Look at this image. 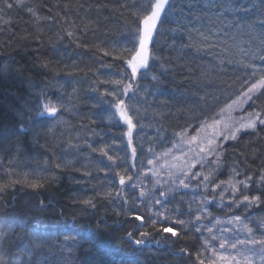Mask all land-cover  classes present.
I'll list each match as a JSON object with an SVG mask.
<instances>
[{
	"label": "trees",
	"instance_id": "1",
	"mask_svg": "<svg viewBox=\"0 0 264 264\" xmlns=\"http://www.w3.org/2000/svg\"><path fill=\"white\" fill-rule=\"evenodd\" d=\"M122 4H128V8ZM64 5L69 7L65 9ZM27 7L36 8L42 17L67 16L75 21L76 27L59 17L56 23L48 20L34 23L25 10ZM135 11L132 0H26L24 8L14 6L2 14L0 64H11L22 71L0 82V121L15 124L16 112L26 102H37V93L41 90L53 101L67 106L55 120L37 117L32 127L41 134L35 140L32 133L20 136L19 151L15 147L7 152L0 149V184L7 185L9 180L56 177L55 183L37 190L17 184L0 194V227L23 222L28 230L39 225L57 242L65 235L78 241L74 246L70 243L63 248L54 247L51 252L36 251L33 264L91 262L99 256L90 242L104 247L106 242L120 239L128 231L137 237L139 221L131 219V212L135 209L146 222L147 213L131 204L129 210L115 196H105L109 189L111 192L119 187V177L111 176L119 173L115 166L129 168L132 146L136 147L137 162L142 160L148 146L158 149L179 144L173 133L181 132L189 124L208 121L232 95L239 97L241 90L264 77L262 0H174V7L164 19L153 48L160 61L151 72L159 75L162 83L154 88L149 76L141 79L137 95L130 94L126 100L139 109L132 144L126 146V126L100 119L108 108L107 101L100 96L107 85L100 82L119 78L115 73L123 69L119 61L104 56L101 49L111 50L124 33L136 26L135 17L130 14ZM4 20L12 23L6 26ZM65 30L74 31L79 39L65 37L57 43V36H62ZM37 35L43 44L34 40ZM49 38L57 43L55 51L48 44ZM42 61L50 62L48 69L40 67ZM160 64L168 70L161 72ZM109 65L111 67H107ZM54 73H59L55 79ZM59 85H63L62 90ZM193 93L205 96L206 101L198 102ZM256 105L264 108V95L256 100ZM192 106L194 111L190 110ZM194 132V128H189L186 134ZM141 145L145 151L141 150ZM101 147H106L108 154L117 158L115 163L92 150ZM224 148L225 166L239 161L240 167L250 168L253 176L264 168V128L242 133L238 141H228ZM181 149L187 154L183 159L192 156L191 146ZM69 162L70 167H66ZM17 164L18 167L14 166ZM56 164L61 168L57 169ZM86 199H92L95 207L83 204ZM41 200L46 208L38 207ZM146 230L151 231L147 223L139 229ZM27 239L26 236L25 241ZM25 241L19 242L21 246ZM182 247L196 252L197 240L185 237L174 245L176 250ZM65 249H71V256ZM148 251L145 249V255H139L132 246L122 242L114 258L118 264L120 261L134 264L137 258L142 264H194L193 260L173 255L168 248L157 257L148 256Z\"/></svg>",
	"mask_w": 264,
	"mask_h": 264
},
{
	"label": "snow or ice",
	"instance_id": "2",
	"mask_svg": "<svg viewBox=\"0 0 264 264\" xmlns=\"http://www.w3.org/2000/svg\"><path fill=\"white\" fill-rule=\"evenodd\" d=\"M25 2L26 0H11V2L2 0V4H0V19H2L5 9L11 10L14 6L24 8ZM54 6L59 7V5ZM121 6L128 8V4H122ZM64 7L67 9L69 5H64ZM173 7L174 0H132V8L136 9V11L130 14L135 17L136 26L124 33L119 44L114 45L111 50L101 49L104 56L119 61L123 65V69L117 70L115 73V77L119 78H110L100 82L107 85L103 92L100 93V96L108 103V108L105 110L106 115L102 114L100 119L109 124L127 127V132L124 133L127 137L126 146L132 144L133 130L139 123V109L130 103H126V100L130 98V94L132 96L137 95L141 87L139 81L147 78L151 74L152 67L160 61V57L155 55L153 48L158 42L159 31L163 21ZM25 10L33 18L34 23H39L41 20L56 23L57 17H59L60 20L69 23L74 29L76 27L75 21L69 20L67 16L60 17L57 14L56 16L42 17L34 7H27ZM47 11L51 12V9H47ZM243 11H250V9H243ZM3 23L8 26L12 21L4 20ZM261 23L264 25V21ZM238 26L244 27V25ZM2 30L0 29V31ZM65 37L72 40L79 39L75 36L74 31L65 30L62 36H57V43ZM34 40L39 44L44 43L39 35L34 37ZM57 43H53L51 38L48 40V44L53 48V51L56 50ZM49 63L42 61L40 67L48 69ZM160 70L164 72L168 69L163 64H160ZM21 71L20 68H16L11 64H0V82H3L14 73L19 74ZM57 75L59 73H54L53 78L55 79ZM151 80L154 88L162 83L159 75L151 74ZM44 83L47 84L48 81L45 80ZM59 87L61 90L63 89V85H59ZM72 95H76L75 87L72 89ZM192 95L198 102L206 101L205 96H197L195 93ZM261 95H264V77L255 79V82L247 86L246 90L241 92L236 100L225 105V108L229 110L235 105L243 114L238 119H232L231 124H224L222 130L214 131L213 135L201 139V133L206 128H214L221 121L213 120L209 124L205 120L197 125L189 124L181 132L173 133L180 143H174L172 149L160 153H157L152 147L146 149L147 154L152 156V159L146 161L147 171L136 172L135 177L116 173L119 177L118 185L121 186V189L126 186L137 192L136 199L139 201L137 207L140 205L149 207L148 221L146 222L145 217L137 214L134 209L131 212V219L139 221L136 229L138 236L134 237L132 231H128L120 239L109 240L104 247L97 246L94 241L90 242L91 246L96 248L99 259L91 262L85 260L83 264H118V261L114 258L115 250L121 248L122 242L132 246L139 255H145V249H148V256L157 257L164 248L172 249V245L166 243L169 238L174 239L176 242L185 239L182 232L187 230L188 225H191V231L200 239V250L191 252L188 248L182 247L173 252V255L186 257L189 260H193L194 264H218V262L219 264H233V262L241 264V261L236 256H225L221 253L230 250L240 252V249L245 248L246 245H259L258 249L249 248L248 250L252 251L253 256L260 259L261 264H264V168H261L258 174L253 176L250 168H241L239 161H233L230 166L228 179H217L224 167V152L226 151L224 144L228 141H238L241 133L248 131L257 132L259 128H264V108L256 105V100ZM37 96V102H26L16 112L17 122L15 124L0 121V149L7 152L15 147L19 151L20 136L32 133L35 140L41 134L32 127L37 117L55 120L59 113L67 110L65 104L53 101L47 92L43 90L39 91ZM29 104H32V106H29ZM244 105L252 107L253 110L247 111ZM225 108L220 110L219 115L223 116ZM190 110L194 111V106ZM189 128H194L196 131V135L190 138L186 136ZM159 132L160 130L157 129L158 138ZM197 141H199L197 150L193 152L190 158L183 159L187 154L182 152L181 145H191ZM173 149L182 152L181 157H173L174 160L183 159L182 164L169 165L167 163L166 158L171 155ZM92 150L99 151L102 156L113 163L117 159L108 154L106 147ZM141 150L145 151L143 145H141ZM240 155L243 156L242 153ZM135 158L136 147L132 146L129 168L133 171L136 169ZM162 160L164 162L160 164V167L165 169L164 174L169 178L163 182L161 181L160 172L153 170L157 163ZM70 165L71 162L65 166L70 167ZM55 167L59 169L61 165L56 164ZM127 171L125 169V172ZM86 175L90 176L91 173H86ZM149 177L155 181L153 188L159 191L158 197L151 194V189L148 192L144 190L143 180ZM55 181L56 177L54 176L49 178L41 177L33 181H28L27 179L24 181L9 180L7 185L0 184V194L8 188H14L17 184L37 190L45 187V184L55 183ZM177 189H190L193 192L203 190L200 193L202 199L196 202L198 206L195 211H193L191 204L187 205L189 215L192 216L191 220H173L166 215L167 209L164 208V205L169 202V194ZM218 189L219 191H217ZM252 191L259 194H246ZM225 194L228 196L227 202L224 200ZM150 195L152 203L159 206L160 211H151V206L148 204ZM105 196L108 198L115 196L125 204L128 203L127 196L124 195L123 191L108 192L105 193ZM214 201L220 207L240 210L242 215H230L226 220L213 216L209 212V205ZM181 202L183 203L184 201L182 200ZM82 203L92 208L95 207L92 199L83 200ZM38 207L43 209L47 205L41 200L38 203ZM257 213H260V215H257ZM25 218L28 219L27 214H25ZM146 223L151 231H139L140 228L145 227ZM174 226H180L182 231H176ZM17 228L20 231H17ZM241 232L247 236V240L237 238ZM153 233L159 235L161 239L150 240L149 238ZM257 234L259 238H255ZM26 236L28 237L27 241H25ZM20 241H25L22 246L19 243ZM70 243L74 246L78 241L75 237L65 235L62 241L57 242L47 232L42 230L39 225L28 230L23 222L20 225L5 224L0 227V264H33V255L36 251L43 249L51 252L54 247L63 248V246ZM152 249L156 251H152ZM65 251L71 256V249H65ZM205 253H208V255H205ZM110 256L113 258L106 259V257ZM253 256H243L244 264H253ZM119 264H129V262L120 261ZM134 264H142V262L137 258Z\"/></svg>",
	"mask_w": 264,
	"mask_h": 264
},
{
	"label": "rangeland",
	"instance_id": "3",
	"mask_svg": "<svg viewBox=\"0 0 264 264\" xmlns=\"http://www.w3.org/2000/svg\"><path fill=\"white\" fill-rule=\"evenodd\" d=\"M232 96H231V101L236 100L237 97H238V96H235L234 97V95H232ZM231 101L228 99V101L226 103H224L222 106H220L219 108L216 109V113L213 114L212 117L208 118L209 120L207 122L209 124H211L213 120H220L221 123L218 124V125H215L214 128H206L205 131H203L201 133V139H203L206 136L213 135L214 131H220V130H222L223 127H224V124H231L232 119H238L243 114L239 110V108L236 107L235 105L233 106V108L231 110L225 108V105L231 103ZM222 108H225V112H224L223 116L219 115L220 110ZM244 108L247 111H252L253 110V108L251 110H249L250 107L248 105H244ZM126 128L127 127H125V129ZM190 135L191 136L196 135V131L194 133H190ZM190 135L186 134V136L188 138L191 137ZM198 144H199V141H197V142H195V143H193L191 145L183 144L182 146H184V147L191 146V150L194 152L195 150H197ZM154 147H155L154 150L157 153L167 151L168 149H172L170 147L168 148L167 146H165L163 148L162 147L161 148L159 147L158 149L156 148V146H154ZM181 155H182V152H180V151L173 152V150H172L171 155H169L166 158L167 163L169 165H173V164L180 165V164H182V162L180 161L181 159H179V160H174L173 159V157H181ZM192 155H193V153H192ZM146 158H147V160L148 159H152V156L147 155ZM188 158H190V157H188ZM146 161H144V160H138L136 162V169H135V171H133L132 169L128 168L129 169V171H128L129 175H133L135 177L136 172H139V171H147ZM163 162L164 161L162 160L159 163H157L156 167L153 169L154 171L160 172V174H161V181L162 182L164 180H168L169 179L168 176L164 174L165 169H163V168L160 167V164L163 163ZM115 167L117 168L119 166L116 165ZM120 169H122V168L120 167ZM222 170H223V168H222ZM220 178L221 177H220V174H219L218 177H217V179L220 180ZM154 182H155L154 179L151 178V177H149L148 179H144L143 180V184L145 185V189L144 190L146 192H148L151 189L152 190V193L151 194L158 197L159 196V191H157L156 189L153 188ZM109 187H110V184H109ZM109 191H110V189H109ZM129 191H130L131 194L130 193L123 192L124 195H126V194L128 195L127 196V199H128L129 202L126 204L127 205V208H129L131 205H133L136 208H139L143 212L147 213L145 215L147 216V219H148V216H149V207L144 206V205H140L139 207H137V205L139 204V201L136 199L137 192L134 191V190H132V189H130V188H129ZM202 191H203L202 189L199 192H193L190 189L189 190H179V189H177V190H175V191H173L172 193L169 194V202L167 204H165L164 206H170L173 209V211L175 212L176 215L180 214V212H181V211L178 210L180 208V206H184L185 207V210H188V207H187L188 204H191V207H192L193 211H195V208H197V206H198L196 202L202 199V195L200 194ZM217 191H219V189ZM117 199H119V198H117ZM182 200L184 201L183 203L181 202ZM224 200H225V202H227V200H228L227 194H225ZM148 204L151 206V211H160L161 210L159 208V206H156V205H154L152 203L151 195L149 196ZM170 207H168V209H170ZM213 207H214V210L215 211L212 210V215L213 216L220 217L221 219H224V220H226L228 218V216H230V215H242V212L240 210L229 209L227 207H220V206H218L217 202H215V201L212 204L209 205V209H212ZM220 208H221L222 212H216V209L219 210ZM182 213H183V211H182ZM257 215H260V213H257ZM205 223H207V221H205ZM179 228H180V230H182L181 227H179ZM232 235H235V234H232ZM153 238L155 240L161 239V237L159 235L155 234V233L149 239L150 240H153ZM237 238L240 239V240H247V236L244 233H242V232L239 234V236ZM255 238H259V235L257 234V236ZM162 243H164V241H162ZM166 243L169 244V245H171L170 239H168L166 241ZM249 248L258 249L259 248V245H255V246L246 245L245 248L240 249V252H237L235 250H230V251H224L221 254L222 255H225V256H236L237 259H239L241 261V264H244L243 256H253L252 251H249L248 250ZM205 255H208V253H205ZM218 264H219V262H218ZM233 264H235V262H233ZM253 264H261L260 259L258 257H256V256H253Z\"/></svg>",
	"mask_w": 264,
	"mask_h": 264
},
{
	"label": "bare ground",
	"instance_id": "4",
	"mask_svg": "<svg viewBox=\"0 0 264 264\" xmlns=\"http://www.w3.org/2000/svg\"><path fill=\"white\" fill-rule=\"evenodd\" d=\"M211 1V0H210ZM239 1H241V0H239ZM243 1V0H242ZM262 18L260 17L259 18V20H261ZM262 20H264V19H262ZM151 74H155V75H157L155 72H151ZM151 74L149 75V77H148V79H151ZM242 92L243 91H245V90H241ZM230 101H231V99H230ZM248 132H250V133H254V132H252V131H248ZM248 132H246V133H248ZM149 147H151V146H148L147 148H149ZM154 149V148H153ZM148 154L146 153L145 155H142V160H144V161H146L147 160V158H146V156H147ZM9 163H11V162H9ZM233 163H228V166H225V164H224V167H223V170L220 172V180H227L228 179V177H229V175H230V166L232 165ZM14 166H17L18 167V164L17 165H14ZM13 167V166H12ZM120 167L122 168V169H120ZM118 168V170H119V173L121 174H127V175H129V173H128V171H129V169H128V167H126L125 169H127L128 171L127 172H125V169H124V165H120L119 167H117ZM114 175H116V173H114L113 175H111V176H113V177H115ZM106 190H107V188H106ZM120 191H123V192H125V193H130V191H129V188L128 187H124L123 189H121V186H119L118 188H114V190H112L111 192H120ZM108 192H110V191H108ZM131 194V193H130ZM248 195H253V194H259V193H256V192H254V191H252V192H248L247 193ZM126 196H128L127 194H126ZM179 206V205H178ZM168 207H170V206H164V208L165 209H167V211H166V215L170 218V219H182V220H185V221H188V220H191L192 219V216L191 215H189V211L188 210H185V207L184 206H180V208L178 209L179 211H181L180 212V214H178V215H176L175 214V212L173 211V209L170 207V209H168ZM127 209H129V210H131L132 209V207L130 206L129 208H127ZM196 209V208H195ZM212 210H214V207L212 208V209H209V212H211L212 213ZM182 211H183V213H182ZM215 211V210H214ZM216 212H222V210H221V208L218 210V209H216ZM176 229V231H178V232H181L182 230H180V226H174ZM188 229L186 230V231H183L182 232V235H184V237H193V238H195L196 240H197V243H198V250L200 249V239H198L197 237H196V235H195V233L194 232H192L191 231V225H188V227H187ZM153 235H154V233H153ZM170 239V242H171V245H172V249L170 250L169 248V251L172 253V252H175L176 251V249H174V245H175V243H176V241L174 240V239H172V238H169ZM153 240H155L154 238H153ZM164 250V249H163Z\"/></svg>",
	"mask_w": 264,
	"mask_h": 264
}]
</instances>
